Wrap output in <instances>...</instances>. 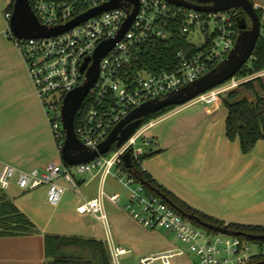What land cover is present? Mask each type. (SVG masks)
<instances>
[{"label": "built area", "instance_id": "2783aa9c", "mask_svg": "<svg viewBox=\"0 0 264 264\" xmlns=\"http://www.w3.org/2000/svg\"><path fill=\"white\" fill-rule=\"evenodd\" d=\"M106 1L109 0H30L40 22L48 27L65 24ZM138 1L139 11L129 30L100 60V75L86 97L90 95L91 106L75 127L80 140L91 150L97 149L113 128L143 102L165 97L219 64L235 47L240 33V28L237 29L234 25L236 11L232 9L205 12L176 5L168 0ZM122 2L121 6L92 16L63 33L29 38H20L13 34L10 28L13 10L6 9L10 36L23 54L61 151L66 139L62 120L65 95L86 81V70L81 69L86 58L94 55L102 41L116 37L136 7L133 1ZM253 3L255 9L261 12L260 36H264V2ZM177 23L181 24L183 32L192 35L197 31L200 34L203 42L197 45L201 49L192 54L180 50V62L173 71L155 73L138 69L132 73V68L139 64L143 46L155 39L171 38ZM211 27L213 30H210ZM207 38H210L209 44L206 43ZM91 63L92 60L89 65ZM262 74L264 71L245 77L234 76L199 94L190 102H221L224 93ZM158 118L140 124L134 134L120 146L113 145L109 151L95 159L73 165L80 173L95 170L101 174L100 194L84 199L78 206V211L97 216L110 236V221L104 209L103 198L107 197L118 205L122 202L119 192L109 194L104 188L111 175L128 189V198L123 208L134 219L152 230H171L177 238L188 244L189 252L172 246L141 257L139 264H254L252 260L264 253V247H260L259 251H252L250 240L242 235L223 233V236L213 237V232L182 215L159 194L150 192L126 166L124 155L127 151H131L133 160L135 158L141 162V156L152 144L149 130ZM16 174L17 183L24 190L47 185V199L55 205L61 201L68 189L81 192L80 184L67 163L61 165L49 162L43 169L31 170H18L14 165L6 163L0 172L1 188H9ZM61 179L68 186L61 183ZM109 250L112 264H120L119 258L129 251L113 241H110ZM177 258L185 260L177 262Z\"/></svg>", "mask_w": 264, "mask_h": 264}, {"label": "crops", "instance_id": "0c3cea01", "mask_svg": "<svg viewBox=\"0 0 264 264\" xmlns=\"http://www.w3.org/2000/svg\"><path fill=\"white\" fill-rule=\"evenodd\" d=\"M9 1L0 0V172L6 163L18 170L43 169L49 162L58 163L62 154L23 54L10 36L5 15ZM227 115L223 100L214 104L188 102L161 115L149 130L150 147L159 152L142 161V167L201 212L226 223L263 225L264 139L244 153L239 138L231 140L227 135ZM17 178L18 174L7 189L0 186V192L37 225L39 232L0 236V264H44L48 233L100 239L108 250L113 241L139 259L165 246L151 245V234L157 230L134 219L122 202L118 205L103 198L110 236L97 216L78 211L84 199L100 194V173L77 177L85 191L68 189L56 205L47 199V185L24 190ZM60 182L68 186L64 179ZM121 186L127 200L128 189Z\"/></svg>", "mask_w": 264, "mask_h": 264}, {"label": "trees", "instance_id": "16d2710c", "mask_svg": "<svg viewBox=\"0 0 264 264\" xmlns=\"http://www.w3.org/2000/svg\"><path fill=\"white\" fill-rule=\"evenodd\" d=\"M53 1V0H46ZM72 1V0H56ZM15 0H10L7 7L13 10ZM261 16L260 10H257ZM245 19L251 26V19L243 9H237L234 25L239 29L240 22ZM210 38H207L209 44ZM139 55V64L132 68V73L138 69H146L150 72L173 71L180 62L178 52L184 51L192 54L201 49L191 40V34L181 30V24H176L171 38L155 39L142 48ZM264 71V36H260L253 54L248 62L237 72L240 77H245ZM90 95L83 102L75 118V127L81 122L91 106ZM224 105L228 109L226 119V132L231 140L239 138L241 149L244 153L252 151L256 143L264 139V74L255 76L240 83L237 87L222 95ZM178 105L166 106L143 118L144 124L152 118L171 111ZM159 150L149 149L140 158L141 162L134 158L133 168L130 170L138 180H144L146 188L157 193L152 187L160 189L170 197L178 206L187 212L195 213L202 219L220 225H227L232 230L244 233L264 234V224L226 223L223 220L210 216L193 208L171 190L158 182L147 170L142 167V161L153 156ZM65 163V162H64ZM175 208V207H174ZM176 209V208H175ZM195 224L199 223L193 221ZM209 232L214 230L207 228ZM39 232L37 225L22 211L13 201L0 192V236L18 235ZM264 247V241H258ZM46 261L44 264H112L107 245L103 240L88 238L79 235H63L48 233L45 235ZM69 248H79L87 251V254H74ZM88 252L90 254H88ZM254 264H264V253L256 256Z\"/></svg>", "mask_w": 264, "mask_h": 264}, {"label": "water", "instance_id": "95a60500", "mask_svg": "<svg viewBox=\"0 0 264 264\" xmlns=\"http://www.w3.org/2000/svg\"><path fill=\"white\" fill-rule=\"evenodd\" d=\"M130 1L135 2L136 7L133 12L130 13L128 19L123 23L116 37L102 41L98 45L94 55L88 56L83 63L81 69L83 71L86 70V81L69 90L65 95L62 105V120L63 127L66 130V139L61 154L64 162L69 165L88 162L109 151L113 145L120 146L134 134L142 123L143 118L151 113L166 106L186 104L199 94L234 77L250 59L260 37L261 20L252 0H168L176 5L205 12H217L229 9L237 11V9H243L251 19V26H248L247 21L243 19L239 25L240 33L236 40L235 47L225 59L196 80L181 87L179 90L170 92L165 97L143 102L113 128L108 137L99 144L97 149L91 150L87 148L78 137L75 129V118L91 88L98 80L100 75V60L129 30L139 11V1ZM122 3V0H109L87 10L65 24L48 27L40 22L33 11L30 0H15L10 19V28L13 34L20 38L57 35L105 10L121 6ZM90 60H92L91 65H89ZM124 160L126 166L131 170L133 168L131 151L125 153ZM141 181L144 184L146 183L144 180ZM152 188L182 215L206 228L226 234L242 235L249 240L264 241V234L244 233L232 230L227 225L208 222L199 215L182 209L160 189L155 187Z\"/></svg>", "mask_w": 264, "mask_h": 264}, {"label": "rangeland", "instance_id": "374dc122", "mask_svg": "<svg viewBox=\"0 0 264 264\" xmlns=\"http://www.w3.org/2000/svg\"><path fill=\"white\" fill-rule=\"evenodd\" d=\"M252 1L257 2V3H263L264 2V0H252ZM8 3H7V5H8ZM210 30H213V27H211ZM191 40L196 44H201L203 42V38L200 36V34L197 31L191 35ZM235 76L240 77V75L238 73H236ZM58 163L61 165L64 164V160L62 157L59 158ZM69 166L72 168V173L76 178L80 177L82 175H88L89 173L95 172V170H93V171L89 170V171H84V172L80 173L77 171V167H75L73 165H69ZM15 178H16V176L13 178V180ZM93 186H94V183H93ZM104 188H105L106 192H108L109 194H112L113 192H120L122 194V204L126 203V198H125L126 190L119 183H117V181L115 180V178L113 176L110 175L108 177V179L106 180V182L104 184ZM81 189L85 191L86 188L83 187ZM93 221L96 225L99 226V223H98L99 221L97 222L95 219H93ZM216 235L223 236V233L218 232V231H213V237H215ZM249 243H250V246L252 247V251L256 252V251L260 250L261 246H260V243H258V241L250 240ZM162 244H165V246L163 248L157 249L156 251L164 250V249H167V248L172 247V246H174V247L178 246V247H181L184 250H187L189 252L188 244L186 242L180 240L179 238H177L175 232H173L171 230H167L165 228H159V229H157V231H155L153 234H151V245L157 246V245H162ZM68 250L72 251L74 254H87V251H85L83 249H79V248H69ZM88 254H90V253L88 252ZM119 259H120V264H139V257H135V256L129 255V254L123 255ZM182 260H185V258H177L176 259L177 262H180Z\"/></svg>", "mask_w": 264, "mask_h": 264}]
</instances>
